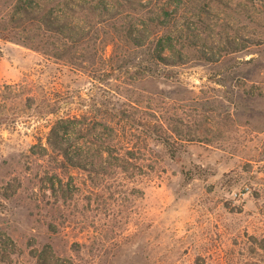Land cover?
<instances>
[{
    "label": "rangeland",
    "instance_id": "1",
    "mask_svg": "<svg viewBox=\"0 0 264 264\" xmlns=\"http://www.w3.org/2000/svg\"><path fill=\"white\" fill-rule=\"evenodd\" d=\"M128 1L0 0V264H264V0Z\"/></svg>",
    "mask_w": 264,
    "mask_h": 264
},
{
    "label": "trees",
    "instance_id": "2",
    "mask_svg": "<svg viewBox=\"0 0 264 264\" xmlns=\"http://www.w3.org/2000/svg\"><path fill=\"white\" fill-rule=\"evenodd\" d=\"M74 1L75 0L56 1V3H54V7H52L53 9H50V8L46 9L44 8L45 7L44 3H42L44 2L43 0H38V2H35V0H24V14L26 17L30 16L31 19H34L36 21L43 20L46 26L52 27V28L49 27L51 28L49 29V31L60 34L62 38L67 40L65 43H61L60 45H58L59 47L56 45L55 46L52 45V49L50 50L51 52L50 55L55 58H63L64 56L65 58H68L67 60H71V61H68L69 63H72L73 59L75 60L76 57H74V54L76 50L79 48L80 44L82 43V39L88 37V35H86L88 31L84 32L85 31V29L83 28L84 26L74 27L71 24L73 19H71L72 15L70 18L69 11L72 13H75V11L71 10V8H74V7L71 6L70 3ZM96 3H98V6L102 8H104L105 6L100 2H96ZM140 4L142 3L140 2ZM76 6L82 10L87 9V7H85L86 6L85 4L82 5L81 3H78ZM140 6H143V4ZM173 12L174 11L161 10L158 16L156 17V21L163 28H166L167 25L169 24V23L167 24V19L171 17V13ZM92 13H97L98 15H100V12H97L96 10H94ZM175 13H177V11H175ZM47 14L53 15V17L48 16ZM39 16H41V18ZM54 16H55V19H54ZM142 26L145 27L144 25ZM129 30L131 31L130 28ZM135 31L139 33L137 29L133 28L131 33L128 31L127 34L129 38L132 39L131 41L133 42V44H135V46L141 47L142 45H140L137 39L138 37L134 34ZM65 32H67V34ZM157 44H158V49L156 51L157 53H152L151 58L161 63L169 62L167 61L165 57H163V53L165 49H170L172 53H175V44H174L173 36L171 35V33L168 32V33L163 34L162 38L160 37V39L157 41ZM33 48L38 50L40 46L36 45V46H33ZM259 246H260L259 247L260 249L261 248L264 249L263 240L260 242Z\"/></svg>",
    "mask_w": 264,
    "mask_h": 264
}]
</instances>
